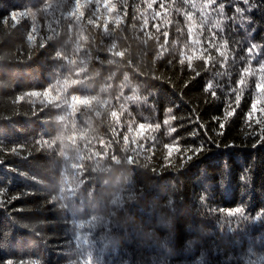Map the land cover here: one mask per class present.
I'll return each instance as SVG.
<instances>
[{"label": "trees", "instance_id": "16d2710c", "mask_svg": "<svg viewBox=\"0 0 264 264\" xmlns=\"http://www.w3.org/2000/svg\"><path fill=\"white\" fill-rule=\"evenodd\" d=\"M8 261L264 264V0H0Z\"/></svg>", "mask_w": 264, "mask_h": 264}, {"label": "snow or ice", "instance_id": "6c2138e0", "mask_svg": "<svg viewBox=\"0 0 264 264\" xmlns=\"http://www.w3.org/2000/svg\"><path fill=\"white\" fill-rule=\"evenodd\" d=\"M201 151H203V146H201V147L195 149V152H196V153H199V152H201ZM191 159H192V157H189V160H191ZM236 210H237V211H241L242 208L237 207ZM8 264H12V262H11V261H8Z\"/></svg>", "mask_w": 264, "mask_h": 264}]
</instances>
